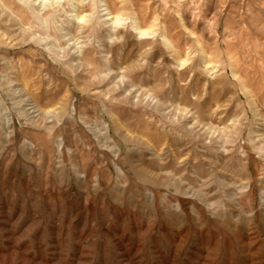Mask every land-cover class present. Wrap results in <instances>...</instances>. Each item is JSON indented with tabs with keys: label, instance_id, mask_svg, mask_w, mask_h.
Instances as JSON below:
<instances>
[{
	"label": "rangeland",
	"instance_id": "374dc122",
	"mask_svg": "<svg viewBox=\"0 0 264 264\" xmlns=\"http://www.w3.org/2000/svg\"><path fill=\"white\" fill-rule=\"evenodd\" d=\"M0 264H264V0H0Z\"/></svg>",
	"mask_w": 264,
	"mask_h": 264
},
{
	"label": "bare ground",
	"instance_id": "6f19581e",
	"mask_svg": "<svg viewBox=\"0 0 264 264\" xmlns=\"http://www.w3.org/2000/svg\"><path fill=\"white\" fill-rule=\"evenodd\" d=\"M97 5H98V4H97ZM102 5L104 6L103 9L105 10L104 14L107 15L108 20H109V19H112V20L114 19V20H113L114 23L119 22L118 17L112 16V13H111V11L109 10L107 4H106V3H103ZM107 17H106V18H107ZM112 20H111V21H112ZM120 21H121V20H120ZM132 28H133V29H134V30H135L140 36H142V35H146V34H147L146 30L143 29V28L138 24V21H137V20H134V21H133ZM164 40H165V42L168 41V39H167L165 36H164ZM167 43H168V42H167ZM28 102H29V101H28ZM28 105H29V109L31 110V112H34V111L39 110L38 107H37V105H36L35 103L29 102Z\"/></svg>",
	"mask_w": 264,
	"mask_h": 264
}]
</instances>
